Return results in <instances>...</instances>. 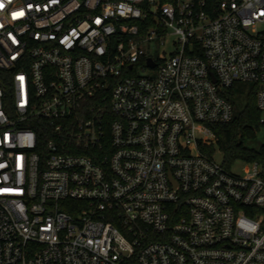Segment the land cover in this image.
I'll list each match as a JSON object with an SVG mask.
<instances>
[{
	"label": "built area",
	"instance_id": "obj_1",
	"mask_svg": "<svg viewBox=\"0 0 264 264\" xmlns=\"http://www.w3.org/2000/svg\"><path fill=\"white\" fill-rule=\"evenodd\" d=\"M237 82L264 124V0H0V264H264Z\"/></svg>",
	"mask_w": 264,
	"mask_h": 264
},
{
	"label": "trees",
	"instance_id": "obj_2",
	"mask_svg": "<svg viewBox=\"0 0 264 264\" xmlns=\"http://www.w3.org/2000/svg\"><path fill=\"white\" fill-rule=\"evenodd\" d=\"M217 4L223 0H211ZM257 85L237 82L227 95L233 101L235 116L228 122L217 123L214 129L218 135V145L224 155V165H231L238 159L246 161H257L262 168L261 174L264 175V140L260 144L258 135L263 131L264 124L260 122L262 111L257 105L256 98ZM246 95L245 104L239 106V97ZM209 153H215L214 147L208 149Z\"/></svg>",
	"mask_w": 264,
	"mask_h": 264
},
{
	"label": "rangeland",
	"instance_id": "obj_3",
	"mask_svg": "<svg viewBox=\"0 0 264 264\" xmlns=\"http://www.w3.org/2000/svg\"><path fill=\"white\" fill-rule=\"evenodd\" d=\"M173 37L169 38V40L166 41L165 44H162L159 40H154L153 44H154V49H153V55H155L156 57L163 53V49H168L171 50L173 47V41H172ZM150 72H154L152 69H145L143 70V73H150ZM238 103L239 106L242 107L245 102H246V95H242L239 97L238 99ZM264 140V133L263 131L259 133L258 135V142H256V144H260L261 142H263ZM214 156L216 158V160H218L219 162L223 163L224 161V155L222 150L220 149L219 145L216 144L215 145V153ZM253 165L254 162L253 161H246L244 159H238L236 160L232 165H231V169L232 171L239 173V174H243V175H247L253 172Z\"/></svg>",
	"mask_w": 264,
	"mask_h": 264
},
{
	"label": "water",
	"instance_id": "obj_4",
	"mask_svg": "<svg viewBox=\"0 0 264 264\" xmlns=\"http://www.w3.org/2000/svg\"><path fill=\"white\" fill-rule=\"evenodd\" d=\"M148 63H149V65H151L152 67L155 65V62L153 61V58H149V60H148Z\"/></svg>",
	"mask_w": 264,
	"mask_h": 264
}]
</instances>
